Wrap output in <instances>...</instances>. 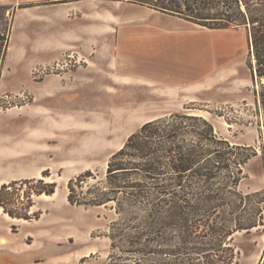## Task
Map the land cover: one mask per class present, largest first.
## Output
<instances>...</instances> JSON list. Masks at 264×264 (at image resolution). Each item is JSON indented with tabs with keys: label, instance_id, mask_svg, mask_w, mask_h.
Wrapping results in <instances>:
<instances>
[{
	"label": "rangeland",
	"instance_id": "obj_1",
	"mask_svg": "<svg viewBox=\"0 0 264 264\" xmlns=\"http://www.w3.org/2000/svg\"><path fill=\"white\" fill-rule=\"evenodd\" d=\"M0 5L6 7L5 14L0 12V35L8 44L0 67V187L8 185L1 200L18 216L39 214L28 220L1 207L0 264L148 263L153 256L133 252L120 236L128 222L117 213L115 201L72 204L68 184L88 170L93 176L79 192L104 183L111 156L146 119L177 113L202 116L219 137L256 152L242 167L237 186L252 195L240 199L226 188V204L217 213L231 226L257 219L250 232L234 233L232 244L240 252L239 264H264V76L258 75L245 27L210 30L184 18L186 24L170 20L172 32L194 33L195 45L203 46L191 62L184 53L163 59L118 49L117 16L133 14L150 23L152 8L147 6L124 0H0ZM225 41L229 51L211 49L207 61L204 46ZM186 77L202 83L172 93L145 80ZM183 121L193 129L194 121ZM226 156L229 167L215 180L218 185L232 181L237 172L239 153ZM51 182L56 185L51 196L36 193ZM236 204L241 206L233 212ZM145 209L130 208L140 216L125 232L145 225ZM197 233L201 240L202 226Z\"/></svg>",
	"mask_w": 264,
	"mask_h": 264
},
{
	"label": "trees",
	"instance_id": "obj_2",
	"mask_svg": "<svg viewBox=\"0 0 264 264\" xmlns=\"http://www.w3.org/2000/svg\"><path fill=\"white\" fill-rule=\"evenodd\" d=\"M124 1L176 15L209 29L245 27L255 50L258 75L264 76V0ZM0 12L5 14L6 7L0 5ZM7 48V37L0 35V67ZM262 96L264 100V90ZM176 118L182 121L175 122ZM184 119L194 121L193 129H188L190 124ZM188 134L194 135L193 138L186 139ZM228 153L240 155L235 161L237 172H233L231 184L218 185L215 180L229 167ZM255 155L250 147L232 145L228 139L219 137L214 125L202 116L172 114L170 118L147 121L128 137L111 156L105 182L93 184L84 192H91V197L80 199L78 196L84 193L77 190H82L83 181L93 176L91 171L72 178L68 184V200L85 205L115 201L117 213L128 222L120 236L126 237L125 244L133 248V252L153 256L146 264H239L240 252L232 244L233 235L237 231L250 232L258 225L257 219L237 220L231 226L229 219L217 212L226 204V188L240 199L252 195H245L237 186L243 179L242 167ZM55 187V182L46 183L36 193L51 195ZM6 191L8 185L4 183L0 187V207L10 216L28 220L39 217L37 212L18 216L8 210L1 200ZM140 205L146 208L141 218L145 225H132V233L125 232L140 216L138 212H130V208ZM30 206L31 203L27 211ZM239 206L241 204H236L233 212H238ZM144 226L147 228H142ZM201 226L204 234L197 240ZM170 232H174V241ZM163 254L169 255V260L161 259Z\"/></svg>",
	"mask_w": 264,
	"mask_h": 264
},
{
	"label": "crops",
	"instance_id": "obj_3",
	"mask_svg": "<svg viewBox=\"0 0 264 264\" xmlns=\"http://www.w3.org/2000/svg\"><path fill=\"white\" fill-rule=\"evenodd\" d=\"M150 9V8H148ZM151 13H149L150 16V23L144 22L142 18L136 17V15L133 14H119L118 19L116 23L114 24L115 32L114 34L117 36V45L118 49L120 48L125 49V51L130 52V48L134 49V53L143 51L146 56L153 57V58H177L181 57V54L186 55L189 61H193L195 58V53H199V46H202L201 44L195 45L193 40L194 33H190L187 35H183L181 31L172 32L173 30H170L169 27L170 20L176 21L177 23H185V20L180 17H176L170 14L162 13L160 11H156L154 9H150ZM188 22V21H186ZM193 23V22H192ZM195 24V23H194ZM188 25V24H187ZM198 25V24H197ZM189 26V25H188ZM196 29V28H195ZM228 29H210V30H230ZM237 30V29H235ZM199 31V30H198ZM228 32V31H227ZM238 32V31H232ZM238 34V33H234ZM229 44L230 42H218L213 43L211 45L204 46V54L206 56V60L208 61L210 58V54L212 50L219 49L220 51H223L227 53L229 51ZM203 47V46H202ZM131 49V52H132ZM212 49V50H211ZM202 51V52H203ZM203 54V53H202ZM231 57H234L231 56ZM230 56L228 57V61L233 58ZM204 59V60H205ZM209 70V69H208ZM192 76V75H191ZM161 78L156 79H145L146 81H149L155 87H161V88H167L171 89L169 91H172V93H181L186 90H190L193 87H197L201 80H197L198 77L191 78L186 77L182 81L180 79H175L172 81H165L160 80ZM192 100V99H191ZM160 115L151 116L150 118L146 119L144 122L148 120H152L153 118H156Z\"/></svg>",
	"mask_w": 264,
	"mask_h": 264
},
{
	"label": "bare ground",
	"instance_id": "obj_4",
	"mask_svg": "<svg viewBox=\"0 0 264 264\" xmlns=\"http://www.w3.org/2000/svg\"><path fill=\"white\" fill-rule=\"evenodd\" d=\"M46 196L48 197V196H51V195H46ZM52 196H53V195H52ZM1 210H2V209H1V207H0V212H1Z\"/></svg>",
	"mask_w": 264,
	"mask_h": 264
}]
</instances>
